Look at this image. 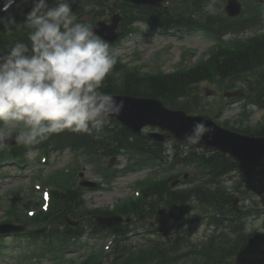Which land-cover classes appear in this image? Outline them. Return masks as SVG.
Listing matches in <instances>:
<instances>
[{
	"label": "clouds",
	"instance_id": "9594fccd",
	"mask_svg": "<svg viewBox=\"0 0 264 264\" xmlns=\"http://www.w3.org/2000/svg\"><path fill=\"white\" fill-rule=\"evenodd\" d=\"M19 27L27 30L26 42L0 54V150L9 142L37 145L65 131L101 133L123 107L102 91L117 63L109 42L91 23L78 22L71 0H53L51 6L32 0ZM213 131L203 121L194 123L185 150ZM164 148L165 154L173 151L171 143Z\"/></svg>",
	"mask_w": 264,
	"mask_h": 264
},
{
	"label": "rangeland",
	"instance_id": "374dc122",
	"mask_svg": "<svg viewBox=\"0 0 264 264\" xmlns=\"http://www.w3.org/2000/svg\"><path fill=\"white\" fill-rule=\"evenodd\" d=\"M4 1L5 0H0V6L4 4ZM225 1L226 0H209V3L207 4V10H210L214 13L224 11L223 9ZM140 28L141 30L139 31V33H137L135 36H131L130 38H126L125 40H123L122 43L118 47H116L114 52H116L118 55L123 56L125 61H129L132 64H144L145 71L149 72H156L159 70L164 72H171L179 69L181 66L184 68L193 66L199 60L203 59L205 53L214 45V41L212 39L201 33H194L190 37L180 38L179 36H166L160 32H153L151 29H149L148 26L145 25H140ZM239 36H243V34L234 35V37ZM182 58H185V60L183 61V63H180ZM216 91H219V88L215 87L211 83H203L200 86V93L203 94L205 98L204 101L207 104L211 103L214 106H219L222 103L221 98L219 96L210 97L216 94ZM241 106V104H234L230 106V108L226 112L227 117L236 116L240 111ZM253 113L254 114L252 120L253 122H255L259 119L263 112L261 110L254 109ZM39 153L40 152L37 150L27 156V161L23 167V171L20 168H16L15 163L8 164V159L0 158V166L4 165V168H0V208L4 209V204H10L11 200L15 198L20 199V202L17 203V206L24 207L26 206L24 204V195L27 197L32 192L33 198H31V207L32 209H40L41 191H38L34 186V181L37 180V176H39L40 172L44 170L42 175L46 176L57 168L61 169L64 167L63 169H67L77 162V158H72V156L69 154L54 153L51 156L50 164L46 165V163H42L41 160L39 161ZM15 161L18 162V160ZM81 162L84 163V166L81 168H87V178L96 181L101 180V177L95 173V167H93L95 165H86L84 159H82ZM4 169L9 170L7 173L9 174V176L5 174L6 172H4ZM146 175L147 172L143 171L138 174L122 176L117 178L113 182V185L110 189L99 191H84L88 207L112 208L122 199L133 198L135 196L134 185L138 181L146 177ZM233 176L226 178V183L228 186L233 185ZM21 184L25 188V194L23 186H19ZM250 186L253 187L254 191L248 196V198L252 199L254 197V200L260 202L264 200V175H258L254 182L250 184ZM28 188H30V190H28ZM249 202L248 203L251 204L252 200ZM260 209L262 211L256 212L254 216L258 219L249 220V224L253 227H261L262 223L264 222L263 207ZM1 218L4 219L5 216ZM203 230L204 228H202L201 233L196 236L197 238H201L205 235L204 233H202ZM5 240V244H3L1 248L3 254L0 255V264H18L17 261L20 252L22 250L26 252L24 249L26 247H24L23 244L25 243V240L15 239L13 236L8 237ZM136 240L139 241L140 238L134 239L133 241ZM88 242L90 245H88L85 249L91 247H97L100 249L104 248V242L99 243L94 239L85 237L84 239H82V242L78 244L79 250L72 251L70 253L67 252L66 256L62 258L59 263H67L68 260L80 261L83 258L85 252L84 246ZM21 243L23 244V246L20 245ZM28 257L29 262L31 258L35 260V258L31 255H28ZM110 259H112V257L108 258L106 261L109 262ZM33 264L54 263L50 259H44L42 261L38 260Z\"/></svg>",
	"mask_w": 264,
	"mask_h": 264
},
{
	"label": "trees",
	"instance_id": "16d2710c",
	"mask_svg": "<svg viewBox=\"0 0 264 264\" xmlns=\"http://www.w3.org/2000/svg\"><path fill=\"white\" fill-rule=\"evenodd\" d=\"M90 1V0H89ZM99 3H102L103 6L100 11L103 10L105 2L108 0H96ZM195 1V0H194ZM191 1L181 0L180 5H176L171 9L166 8H151V7H132L131 5L124 4L119 1L118 7L124 13V29L132 25L136 20H146L152 25L160 26V27H183L186 22L193 21L192 19H186V12L184 11L186 6L190 4ZM106 13V10L103 14ZM261 13V11H260ZM99 15L102 12L98 13ZM17 14H15L16 16ZM0 18H3V22H0V51L7 52L8 48L12 46L17 41H25L27 40L26 36V29L19 27L22 23L18 22L21 21L18 19L14 20L13 17L7 16V14L0 13ZM14 21V23L12 22ZM225 32L229 29H235L234 24L231 22L220 23L215 28V25H203L200 28H204L207 30V33L210 35H216L215 31H219V29L223 28ZM184 29V28H182ZM128 31H124V35L127 34ZM264 45V39L254 38L247 43V46L250 47H242L237 52L232 54H228L230 58L226 60H221L219 55H215L212 59L208 62H205L200 65L199 68L193 69L188 73H183L177 76H169L167 78H159L155 76H143L134 70H125L123 71V66L120 65L118 62L117 67L115 68L113 74H110L104 83V87L102 91L104 92H116V93H131L136 95H149V96H159L168 101L171 105H180L177 98L180 95H186L189 91V86L191 84H195L200 82L206 75L209 74V69L211 70H218L220 72H233L239 73L243 67L248 65L250 62H254L255 59L251 53L258 48V46ZM251 51V52H250ZM261 59H264V52L262 48L260 50ZM254 53H257L254 52ZM120 71V75L124 77L121 79L117 76V72ZM181 106L187 107L189 110H193L194 108L188 104H184ZM108 143L113 145L115 142L117 143V148L121 149L124 148L128 152H133V155L136 156L135 162L136 163H143L145 161H159L163 160L164 157L162 153L154 148L151 144L149 138L145 135H134L130 130L127 128H120L118 130L112 129L107 132L109 135ZM86 133H72L70 131H65L60 134H54L48 140L43 142V146H47L50 141L53 142V145L56 149H62L67 146L72 147L73 149L78 148H89L90 143L93 139L92 136H86ZM106 153L108 154L110 147L105 148ZM201 156L197 155L196 153H190L187 157L183 158L182 160L174 159L172 161V165L176 166L179 164H186V165H199L201 161ZM210 167L213 169L211 170V177L213 179L216 178L214 173L217 172V168L213 163H210ZM235 167L232 166L229 169H234ZM222 173L224 171H221ZM61 176L67 177V174L61 173ZM68 184V181H66ZM150 188H157V187H166L170 190L169 181L163 182H155L148 186ZM171 197H174V203L177 202L178 193L177 192H168ZM77 194L67 189L66 192H56L55 203L57 205H62L63 209H58L56 206L53 208V212H51L50 220L54 223V225L59 228V226L64 224V214L70 212L74 213L75 210L71 208V203L77 202ZM38 222V224L42 225L40 230H37V233L44 232L47 229V225H51L50 222L47 224H42L43 222L47 221L46 215L41 214L34 219ZM65 233L69 236H77V230L67 226ZM159 251L164 252L162 247L158 248ZM163 260V259H161ZM201 261V260H200ZM207 262H214L215 258L209 257L206 259Z\"/></svg>",
	"mask_w": 264,
	"mask_h": 264
},
{
	"label": "water",
	"instance_id": "95a60500",
	"mask_svg": "<svg viewBox=\"0 0 264 264\" xmlns=\"http://www.w3.org/2000/svg\"><path fill=\"white\" fill-rule=\"evenodd\" d=\"M131 1L136 3L159 5L161 0ZM240 9V4L237 2H231V7L228 10L231 14H235L239 12ZM116 100L123 101V107L118 116L135 131H140L144 126L147 125L162 126L164 129H167L173 133L177 138L185 140V134L191 132L189 125L200 120H205L204 118L187 117L184 113L173 115L170 111L164 109L161 102L153 99L117 97ZM205 123L214 131L205 135L202 141L214 147H224L226 141L222 142V140L217 137L219 134H221V132L208 120L205 121ZM246 147H240L239 149L235 150L242 151L246 148L245 153L241 157L242 161H257L263 157L264 139L254 141Z\"/></svg>",
	"mask_w": 264,
	"mask_h": 264
},
{
	"label": "flooded vegetation",
	"instance_id": "af4514ba",
	"mask_svg": "<svg viewBox=\"0 0 264 264\" xmlns=\"http://www.w3.org/2000/svg\"><path fill=\"white\" fill-rule=\"evenodd\" d=\"M150 223H152L151 221H149Z\"/></svg>",
	"mask_w": 264,
	"mask_h": 264
}]
</instances>
